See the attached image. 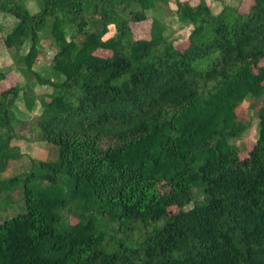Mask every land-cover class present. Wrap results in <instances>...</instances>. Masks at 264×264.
I'll return each mask as SVG.
<instances>
[{
    "label": "trees",
    "instance_id": "1",
    "mask_svg": "<svg viewBox=\"0 0 264 264\" xmlns=\"http://www.w3.org/2000/svg\"><path fill=\"white\" fill-rule=\"evenodd\" d=\"M27 1L0 0L18 20L3 42L26 79L0 92V173L23 156L14 109L22 91L33 109V81L53 89L37 128L57 154L30 158L25 210L0 222V264H264V0L247 12L244 0L220 12L176 0L184 48L156 19L144 37L131 27L166 0H40L36 14ZM48 25L58 83L34 69ZM248 97L263 103L242 158L230 141L249 127ZM20 179L0 183V201ZM195 189L204 200L187 209Z\"/></svg>",
    "mask_w": 264,
    "mask_h": 264
},
{
    "label": "rangeland",
    "instance_id": "2",
    "mask_svg": "<svg viewBox=\"0 0 264 264\" xmlns=\"http://www.w3.org/2000/svg\"><path fill=\"white\" fill-rule=\"evenodd\" d=\"M196 3V2H194ZM211 3V1H210ZM251 5V0H246L244 3V10H248ZM26 6L31 14H36L42 9L40 0H29L26 2ZM101 9L103 5H100ZM176 0L160 1L156 4L155 8L149 12L150 20L141 23H132L131 27L137 37H144L148 35L149 29L152 26V19L160 21L165 27V35L175 42V46L178 48H184L188 45V35L190 27L182 25L177 15ZM18 20L6 13H0V25L2 26V32L0 33V71L8 72V80L0 83V92L3 89H8L12 85L25 84L26 79L21 72L20 63H15L12 59L11 53L5 46L3 39L5 35L11 33L17 26ZM115 33L114 26H111L109 36ZM72 32L67 29L66 35L68 40H71ZM80 41V37L76 38ZM42 46L43 54L39 59V63L34 67L35 71L39 72L45 79H50L56 83L60 82L62 78L56 77L52 70V59L55 55L58 47L50 34V26L48 25L46 31L42 34ZM102 55L108 56L107 51H100ZM264 65V63L262 64ZM21 87H23L21 85ZM24 90L26 86H24ZM51 86H42L36 81L30 83V95L36 100L32 110L27 108V96L23 95L19 97L15 105V122L14 132L17 139L12 141V146L19 147L22 152V158L14 161H10L7 169L0 173V183L7 179L15 177L21 178L13 190L9 191V198H6L5 193L2 201H0V222L6 219H10L25 210L23 194L25 187V174H28L31 169L30 158H34L41 161L52 160L56 158L55 148L47 143L38 139L37 121L42 113V102L48 101V96L52 93ZM263 98L248 97L243 106L238 109L240 115V122L244 125H248V129L239 137L233 138L230 144L240 151L242 158L248 157L250 151L253 149L259 137V120L258 113L262 106ZM36 182L33 187L34 190H42L46 183ZM204 193L200 189L194 190V201L187 207V209L193 207L195 204L202 203L204 200ZM179 208L174 207L170 209L171 213H178Z\"/></svg>",
    "mask_w": 264,
    "mask_h": 264
},
{
    "label": "crops",
    "instance_id": "3",
    "mask_svg": "<svg viewBox=\"0 0 264 264\" xmlns=\"http://www.w3.org/2000/svg\"><path fill=\"white\" fill-rule=\"evenodd\" d=\"M182 1H191L193 4H197L199 2V0H182ZM207 1H208V3H210V1H211V3H210L211 8L215 12H220L223 9V7H224L223 0H207ZM229 1H232L233 3H237L238 2L237 0H229ZM194 2H196V3H194ZM245 2H246V0L243 1L242 8H241V11H243V12H247L249 10V8H250L249 7L248 10H244V6L243 5H244Z\"/></svg>",
    "mask_w": 264,
    "mask_h": 264
}]
</instances>
